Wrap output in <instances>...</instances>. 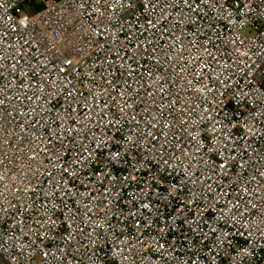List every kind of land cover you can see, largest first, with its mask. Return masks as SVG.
Instances as JSON below:
<instances>
[{
	"label": "built area",
	"instance_id": "2783aa9c",
	"mask_svg": "<svg viewBox=\"0 0 264 264\" xmlns=\"http://www.w3.org/2000/svg\"><path fill=\"white\" fill-rule=\"evenodd\" d=\"M0 264H264V0H0Z\"/></svg>",
	"mask_w": 264,
	"mask_h": 264
},
{
	"label": "trees",
	"instance_id": "16d2710c",
	"mask_svg": "<svg viewBox=\"0 0 264 264\" xmlns=\"http://www.w3.org/2000/svg\"><path fill=\"white\" fill-rule=\"evenodd\" d=\"M40 7H42V4H38V5H37V8H40Z\"/></svg>",
	"mask_w": 264,
	"mask_h": 264
}]
</instances>
